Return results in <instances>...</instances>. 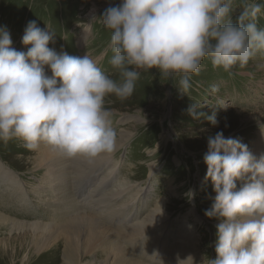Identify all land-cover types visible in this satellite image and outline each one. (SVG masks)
I'll return each instance as SVG.
<instances>
[{
    "label": "clouds",
    "instance_id": "1",
    "mask_svg": "<svg viewBox=\"0 0 264 264\" xmlns=\"http://www.w3.org/2000/svg\"><path fill=\"white\" fill-rule=\"evenodd\" d=\"M237 9L242 11L234 21ZM262 17L264 3L255 0H120L98 19L110 40L97 58L50 48L55 34L35 21L22 37L27 52L18 51L8 29L0 27V142L17 139L30 151L46 143L67 158L111 153L116 132L113 110L106 106L109 97H131L142 71L178 77L175 88L187 95L205 61L225 72L245 68L264 55ZM95 21L88 23L89 30ZM109 51L113 74L100 64ZM189 115L219 124L215 110L209 115L193 105ZM207 144L205 181H211L216 195L205 216L220 222L216 257L204 254L200 264H264V155L256 158L246 144L222 131L208 136ZM185 195L192 202L196 193L190 189ZM176 264L195 262L191 255L177 256Z\"/></svg>",
    "mask_w": 264,
    "mask_h": 264
},
{
    "label": "rangeland",
    "instance_id": "2",
    "mask_svg": "<svg viewBox=\"0 0 264 264\" xmlns=\"http://www.w3.org/2000/svg\"><path fill=\"white\" fill-rule=\"evenodd\" d=\"M255 2L264 3V0H255ZM119 3L120 0H0V27L8 29L13 47L18 51L27 52L28 47L22 43V37L28 23L35 21L41 29L48 30V26L55 34L54 42L49 44L50 48H54L57 52H67L72 56L83 57L88 53L93 58H97L110 40L109 30L98 19L106 8ZM241 11L237 9L233 13L234 21ZM93 17L97 21L89 30L88 23ZM258 26L264 28V17L259 20ZM111 55L109 51L107 56L100 60V64L106 72L113 74L114 70L108 63ZM45 71L49 76L52 74L50 68L46 67ZM263 73L264 55L255 57L245 68L234 67L231 72H225L222 68H213L209 61H205L200 74L192 78L191 90L187 95H182L175 88L178 87V77L175 80L162 78L156 70H147L142 71L131 97L123 101L115 96L109 97L106 103L116 101L125 103V109H129V112L124 110L114 117V124L111 122L116 132V143L113 154L111 153L112 157L109 159L110 163L107 165L110 168L106 167L101 174L94 176V179L92 178L87 186L83 187L85 195L92 192L88 194L91 199H97L99 195L110 198L115 194L124 193L105 209V213L104 210L95 208L96 211L98 210L94 215L95 218L105 224L103 227L105 238L100 237L103 241L106 242L109 238V242H113L116 248L120 247L121 250L124 246V252L130 254L136 264H165L176 256V250H173L172 245L183 243L184 237L188 235L193 237L191 246H196L194 253L198 256L197 261L201 262L199 257L202 258L204 254L213 259L216 257L214 244L216 226L220 221L205 216V211L211 208L216 195L211 181H205L207 165L204 162V155L208 151L207 137L230 125L231 129L237 131L232 138L239 139L249 148L250 138L257 128L250 126L244 130V127H240L235 111L237 109L244 111L251 109L250 112L264 111V94L251 93L248 97L249 104L239 100L244 97L242 89L248 88V83L253 81L252 78H263L264 81ZM213 86L217 91L212 90ZM249 88L252 89V85ZM193 105L197 106L198 111L209 115L215 110L218 126L213 127L203 117L194 119L189 115V109ZM167 133L169 139L166 138ZM225 137L229 136L225 135ZM159 143L162 144L161 148L158 147ZM48 148L49 145L44 149ZM35 150L32 159L25 162L24 156L28 155L29 150L23 146L22 141L13 139L8 143L0 142V156L6 167L13 170L16 178L27 187L30 183L38 184L39 178H42L46 172L38 169L36 166L38 163L33 161L37 154L36 158L42 153L40 149ZM108 154L110 153L106 154L107 157ZM261 155H264V149L255 157L259 158ZM62 160L61 165L67 172L63 175L66 184L59 186L58 196L67 194V204H71L72 197L78 198V201L83 199L76 195L74 186L83 179L80 176H84V172L81 173L78 168L76 169V165L69 161L71 158L62 156ZM241 183V181L237 182L238 188ZM94 189L97 191L95 192ZM190 189L195 190L196 193L192 202H189L185 195ZM43 199L48 201L49 197ZM49 202L53 203L52 200ZM118 211H125L123 217L116 219L120 226L105 221L106 212ZM158 211L163 212L166 218L161 224H155L156 228L149 233L146 243L138 245L136 242L128 240L125 242L120 238L119 234L122 231L134 226L142 227V224L148 222L151 215L158 214ZM11 221L18 222L14 218H11ZM39 221H42V224L48 223L46 220ZM150 225L153 224H146V226ZM9 230L7 229L0 244L19 243L25 248L19 259L14 260L11 257L5 264L54 263L47 253L42 255L40 261L35 262L36 258L29 259V242L24 238L16 240L19 236L16 234L20 232L15 229ZM37 236L40 238L42 234L39 233ZM157 237H159L158 242H156ZM80 241L84 250L89 248L86 239L80 238ZM155 242V253L160 251L161 254H157L152 260L148 255L140 254L147 253L150 245H155ZM49 245L52 247L56 242L50 241ZM97 253L98 255L89 257L79 254V264H114V257L103 255L101 251ZM64 261L67 262L61 257L58 264H64Z\"/></svg>",
    "mask_w": 264,
    "mask_h": 264
},
{
    "label": "bare ground",
    "instance_id": "3",
    "mask_svg": "<svg viewBox=\"0 0 264 264\" xmlns=\"http://www.w3.org/2000/svg\"><path fill=\"white\" fill-rule=\"evenodd\" d=\"M262 75L264 76V73ZM252 79V83H248V88L242 89L244 97L239 99L241 100L240 102L249 104L250 101L248 97L251 93L264 94L263 78ZM250 85H252V89L249 88ZM108 99L106 101H108ZM106 106L113 110V116L111 118L113 124L115 121L114 117L117 114L124 112V110L129 112V109H125L126 104H121L119 101L106 103ZM250 110L244 111L237 109V111H235V116L238 117L237 119H239L238 122L240 123V127H244V130L246 127L250 126L255 129L257 128L250 138L249 150L254 156H259L260 152L264 149V111L250 112ZM230 127L231 126L228 125L222 129L224 136L234 137L237 134V131L235 132V130ZM169 137L167 133L166 138L169 139ZM180 139L182 140L181 136ZM161 146L162 144L159 143L158 147L161 148ZM45 147H47L46 143H41L39 145L37 149H40L39 151L42 153L40 157L36 158L38 156L37 154L33 161L38 163V165L34 163L38 169H43L46 172L44 171L45 173L42 175V178H39L40 180L38 181L40 182L38 184L30 183L28 187L25 186L19 178H16L17 176L13 173V170L6 167V163L0 156V243H2L1 240H3L7 229L11 231L15 229V231L20 232L16 234L19 235L16 237V240L24 238L29 242V259L36 258L35 262L37 260L40 261L42 255L47 253L54 262L52 264H58L61 257L63 260L67 261H64V264H79V254L82 253L83 256L89 257L95 254L98 255L97 251H101L103 255L114 257V264H136L135 261L131 259L130 254L128 255V253L124 252V246L122 250L120 247L117 249L113 242H109V238H107L106 242L100 238H105V232L103 231L105 224H103L102 220H98L95 218L96 216H94L97 214L98 210H104L103 213H105V209L110 207L109 205L117 201L124 193L115 194L110 198H105L100 195L97 198L95 194V198L97 199L89 198L88 194L90 192L86 195L84 194L83 187L87 186V183L90 182L94 176L101 174L105 170L110 163L109 159L112 157L111 153L113 154V152L108 154V157L106 153L94 159L77 157L69 160L72 164L76 165V169L78 168L81 173L84 172V176L80 174V177L83 179L80 180V182L78 181L79 183L74 186L76 195L83 197V199L80 198L81 200L78 201V198L74 199V197H72V203L67 204V194H61L62 196L60 197L58 196V194H60L58 192L59 186L66 184L63 181L65 179L63 175L67 173L66 168L61 165L64 159L62 160V156L51 149L50 146L48 149H44ZM28 152V155L24 156L25 162L27 160L30 161L34 153L33 150H29ZM18 159L21 160L20 158ZM108 168L110 167H107V169ZM60 180L62 181L60 182ZM94 191L96 192L97 190L94 189ZM43 197H49V200H44ZM55 197L58 198L55 199ZM50 199L53 201L52 204L49 202L51 201ZM95 208H98V210L96 211ZM124 215L125 211H118L117 213L106 212L104 219L105 221H110V223L117 225L116 219ZM11 218L18 220V222L14 223L11 221ZM165 218L163 212L161 213V211H158V214L151 215L147 220L148 222H144L142 227L134 226L129 230L122 231V233L119 234L120 238L125 242H136L138 245L146 243L145 241L149 238V233L153 232L156 228L155 224H161ZM32 220H35V222H32ZM39 220H46L48 223L42 224V221ZM29 222L31 223L29 224ZM145 223L153 225L146 226ZM118 226H120V224H118ZM28 228L30 229L28 230ZM39 233L42 234L40 238L37 236ZM144 233L145 235H143ZM80 238L86 239L89 243V248L86 250L83 249V243L80 241ZM184 238L185 241L183 243L172 245L173 250H176V256L165 264H176L177 256L183 259L189 255L193 257L195 264H200V261H197V254L195 255L194 253L196 246H191L193 237L188 235V237L185 236ZM50 241L56 242V245L49 247L51 245H49ZM158 241L159 237L156 238V242ZM156 242L155 245H150L147 253L142 252L140 254H145L144 256L148 255L151 257L150 260L156 257L157 254H161L160 251L155 253ZM15 245L12 242L5 245L0 244V264H5L11 257L16 260L22 256L25 247L19 243ZM199 258L202 259L201 257ZM24 264L29 263L26 262Z\"/></svg>",
    "mask_w": 264,
    "mask_h": 264
}]
</instances>
